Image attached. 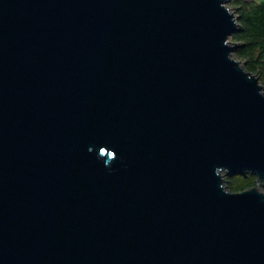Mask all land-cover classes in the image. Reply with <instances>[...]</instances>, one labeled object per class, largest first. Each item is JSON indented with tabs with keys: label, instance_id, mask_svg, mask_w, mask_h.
I'll return each instance as SVG.
<instances>
[{
	"label": "water",
	"instance_id": "95a60500",
	"mask_svg": "<svg viewBox=\"0 0 264 264\" xmlns=\"http://www.w3.org/2000/svg\"><path fill=\"white\" fill-rule=\"evenodd\" d=\"M227 1L0 0V264H264Z\"/></svg>",
	"mask_w": 264,
	"mask_h": 264
},
{
	"label": "trees",
	"instance_id": "16d2710c",
	"mask_svg": "<svg viewBox=\"0 0 264 264\" xmlns=\"http://www.w3.org/2000/svg\"><path fill=\"white\" fill-rule=\"evenodd\" d=\"M237 11L238 29L231 40L239 42L235 50L246 69L256 74L264 84V0H232ZM225 183L232 191H240L256 184V176L225 174Z\"/></svg>",
	"mask_w": 264,
	"mask_h": 264
},
{
	"label": "rangeland",
	"instance_id": "374dc122",
	"mask_svg": "<svg viewBox=\"0 0 264 264\" xmlns=\"http://www.w3.org/2000/svg\"><path fill=\"white\" fill-rule=\"evenodd\" d=\"M226 4L231 8L232 11L235 12V15H236V17H237V11H236V9H235V5H234L233 1H232V0H228V1L226 2ZM234 54H235V51H234ZM235 55H236V54H235ZM241 60H242V62H243V64H244L243 59H241ZM263 88H264V84H263Z\"/></svg>",
	"mask_w": 264,
	"mask_h": 264
}]
</instances>
